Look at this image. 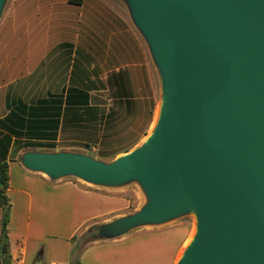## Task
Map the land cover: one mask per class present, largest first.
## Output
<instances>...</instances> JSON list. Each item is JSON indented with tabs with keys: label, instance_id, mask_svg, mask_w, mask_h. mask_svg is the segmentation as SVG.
<instances>
[{
	"label": "water",
	"instance_id": "1",
	"mask_svg": "<svg viewBox=\"0 0 264 264\" xmlns=\"http://www.w3.org/2000/svg\"><path fill=\"white\" fill-rule=\"evenodd\" d=\"M121 1L161 75L157 128L110 163L29 150L23 166L97 187L139 182L147 203L95 225L101 240L193 214L177 264H264V0Z\"/></svg>",
	"mask_w": 264,
	"mask_h": 264
},
{
	"label": "crops",
	"instance_id": "2",
	"mask_svg": "<svg viewBox=\"0 0 264 264\" xmlns=\"http://www.w3.org/2000/svg\"><path fill=\"white\" fill-rule=\"evenodd\" d=\"M64 4L29 9L26 25L0 29V120L15 130L0 123V140H10V264H27L30 245L35 262L70 264L73 237L129 215L132 205L128 188L29 171L21 158L36 148L22 143L67 151L92 146L118 157L142 142L148 128H138L137 118L150 116L157 103L150 51L130 14L115 0ZM2 215L0 206V239ZM192 233L186 222L143 227L90 244L78 258L83 264H177Z\"/></svg>",
	"mask_w": 264,
	"mask_h": 264
},
{
	"label": "rangeland",
	"instance_id": "3",
	"mask_svg": "<svg viewBox=\"0 0 264 264\" xmlns=\"http://www.w3.org/2000/svg\"><path fill=\"white\" fill-rule=\"evenodd\" d=\"M115 1L118 2L120 7L123 8L127 14H129L127 11V7L125 6V4L121 0H115ZM64 3H65V0H7L5 3L4 9H3V14L0 18V29H2V31H4V32L9 33L12 30V27L10 25H26L25 24V12H28V14H29L30 13L29 9L37 10L38 7L48 9V7L52 6L53 4L55 6H58V5L64 6L65 5ZM148 53H149V49H148ZM149 56H150V60L152 62V67H153L154 74H155V87H156V92H157V103H156V106L154 107L153 111L151 112L150 116H149V114L146 115V113L144 112L146 109V105H144L145 108L143 107L142 111L144 112V114L146 116L140 115L137 118V123L139 124V125H137V127L138 128L141 127V129H143L144 131L146 130V128H148V129L146 131L147 133H146L144 139L136 147H139L145 141L147 136L152 132L151 129H152L153 123L155 121L156 114L159 111L162 100H163V84H162L161 75H160L159 70L156 67L150 53H149ZM148 120H149V122H151L150 127H146L147 123H148L146 121H148ZM34 151H38V152H60V151H67V150L59 149V148H56L54 150L40 149L39 148V149H34ZM72 151L73 152H79V153H85V154H87V155H89V156H91L97 160H100V161H103L106 163H110L117 158V156H113L111 154L107 155V152L109 151L108 149L96 148V147H92V146L88 147V148H83V149H80V147L79 148L76 147V148L72 149ZM63 179H72V180L78 179L79 181H81L85 185H88L90 187H97V186H94L92 184H88L84 180L79 179V178L74 177V176H68V177H65ZM120 188H128L129 189V192H128L129 195H127V197L131 199V204H132L131 208L129 209L130 214H133V213L139 211L147 203L146 194L144 193L143 189L141 188V185L139 184V182L134 181V182H131V183H129L123 187H120ZM135 191L139 192L141 196L140 197H138L137 195L133 196ZM113 220L114 219L108 220L106 222H100V223H97L95 225L96 226L98 225L100 227L101 225L106 224V223H110ZM178 222L188 223L191 226V228L193 229V232L196 229V219L193 216V214L192 215L189 214V215H185V216L180 217V218H176V219H174V220H172L166 224L178 223ZM95 225H93V226H95ZM141 228H143V227H141ZM88 230L84 234H82L81 232L78 233L77 236L78 237L81 236V238H83L84 236H86V233L88 232ZM98 233H99V231H98ZM116 239H118V238H116ZM110 240H114V239H110ZM59 241L62 245H65V243L67 242V239H59ZM101 241H109V240H101ZM33 252H34L33 248L30 245L27 264H34L36 257H35ZM7 261H8L7 258L0 256V264H5V263H7Z\"/></svg>",
	"mask_w": 264,
	"mask_h": 264
},
{
	"label": "trees",
	"instance_id": "4",
	"mask_svg": "<svg viewBox=\"0 0 264 264\" xmlns=\"http://www.w3.org/2000/svg\"><path fill=\"white\" fill-rule=\"evenodd\" d=\"M85 0H69V3L75 6H82ZM12 117V116H11ZM2 125L15 133V130L11 129L9 126L5 124L4 120H0ZM7 141V143H5ZM4 141L0 140L1 149L0 150V206L3 211L2 220H1V239H0V256L7 258L8 261L5 264H10L11 262V247H10V239H9V223L11 219L12 212V201L8 195V190L10 188V175H9V160L6 152L10 146V140L5 139ZM8 145L7 149L5 146ZM23 148H36V149H56V145L53 143H22ZM97 230L95 226H92L86 236L83 238L78 237L77 235L72 239V250L71 257L73 261L70 264H83L79 260V255L82 253L86 246L93 244L97 241H100Z\"/></svg>",
	"mask_w": 264,
	"mask_h": 264
},
{
	"label": "bare ground",
	"instance_id": "5",
	"mask_svg": "<svg viewBox=\"0 0 264 264\" xmlns=\"http://www.w3.org/2000/svg\"><path fill=\"white\" fill-rule=\"evenodd\" d=\"M161 109H159V111L157 112V114H156V118H155V121H154V124H153V128H152V132H154V130L157 128V126H158V123H159V121H160V118H161ZM196 230L197 229H195V231L192 233L193 235H192V239L190 238V240L189 241H187V243H186V247H189L190 245H191V243H192V241H193V239H194V237L196 236Z\"/></svg>",
	"mask_w": 264,
	"mask_h": 264
},
{
	"label": "built area",
	"instance_id": "6",
	"mask_svg": "<svg viewBox=\"0 0 264 264\" xmlns=\"http://www.w3.org/2000/svg\"><path fill=\"white\" fill-rule=\"evenodd\" d=\"M50 264H52V263H50Z\"/></svg>",
	"mask_w": 264,
	"mask_h": 264
}]
</instances>
